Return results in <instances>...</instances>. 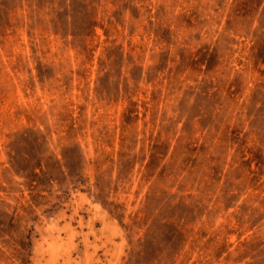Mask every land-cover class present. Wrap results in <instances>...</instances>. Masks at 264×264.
<instances>
[{"label": "rangeland", "instance_id": "obj_1", "mask_svg": "<svg viewBox=\"0 0 264 264\" xmlns=\"http://www.w3.org/2000/svg\"><path fill=\"white\" fill-rule=\"evenodd\" d=\"M0 264H264V0H0Z\"/></svg>", "mask_w": 264, "mask_h": 264}]
</instances>
